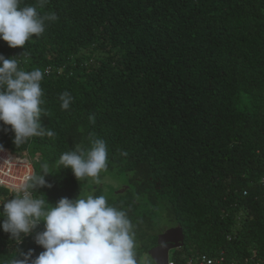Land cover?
Listing matches in <instances>:
<instances>
[{"label":"trees","instance_id":"1","mask_svg":"<svg viewBox=\"0 0 264 264\" xmlns=\"http://www.w3.org/2000/svg\"><path fill=\"white\" fill-rule=\"evenodd\" d=\"M27 4L57 19L24 47L0 39V55L44 73L40 122L55 135L17 149L11 126L0 122V144L49 164L52 187L34 195L53 205L78 198L85 181L56 163L75 146L103 139L108 167L132 173L135 193L147 200L148 211H141L129 192L107 199L133 224L138 264H147L140 258L157 245L151 212H165L184 230L176 264L203 253L229 264H264V0H23L21 6ZM65 91L73 97L67 110ZM0 195L13 198L4 189ZM43 230L41 222L21 251L34 250L33 258L44 251L35 243ZM15 250L0 228V264Z\"/></svg>","mask_w":264,"mask_h":264},{"label":"clouds","instance_id":"2","mask_svg":"<svg viewBox=\"0 0 264 264\" xmlns=\"http://www.w3.org/2000/svg\"><path fill=\"white\" fill-rule=\"evenodd\" d=\"M45 2L38 0L41 5ZM22 3L23 0H0V39L12 48L24 47L33 36L39 37L44 33L47 22L57 19L54 12L41 15L35 4L22 7ZM43 76L40 69L22 70L14 57L0 55V122L11 126L17 149L33 137L46 135L51 138L55 135L40 122L42 114H45L41 107L44 103ZM60 100L61 107L67 110L73 97L65 91ZM5 149L0 144V153ZM14 153L20 155L0 160V170H5L0 189L13 197L8 200L5 195H0V228L10 234L16 245L15 254L8 264H138L133 224L125 211L110 206L103 195H80L75 199L65 197L54 205L49 203L34 195L40 193V188L52 187L46 180L52 175L49 164L29 160L26 152ZM107 155L105 141L94 139L87 149L77 145L62 153L55 168H70L79 180L90 177L99 183L100 174L107 169ZM35 164L39 165V171L35 170ZM41 222L44 230L36 232L35 243L44 251L33 258L34 250L22 252L20 245ZM17 253L21 258H17ZM204 254L189 257L186 264L189 259ZM210 257H223L222 264H229L225 256ZM169 264H176L172 262L171 252Z\"/></svg>","mask_w":264,"mask_h":264},{"label":"rangeland","instance_id":"3","mask_svg":"<svg viewBox=\"0 0 264 264\" xmlns=\"http://www.w3.org/2000/svg\"><path fill=\"white\" fill-rule=\"evenodd\" d=\"M131 178L132 173L118 171L115 167L110 168L108 167L107 163L106 171H103L100 174L99 183H97L95 179L90 177L83 178V180L85 181V188L81 196L86 197L88 195H103L106 197V199H115L120 195V192L126 191L134 196L135 200H137L140 205L141 211H148L146 198L143 195L139 196L135 193L134 184ZM98 189L100 190L97 191ZM151 213L154 217L157 235H160L161 233L178 226L177 223L171 220L165 212H158L157 214L153 212ZM174 252L175 250H171V258L173 257ZM140 260L147 264H153V261L148 254H144L140 258Z\"/></svg>","mask_w":264,"mask_h":264},{"label":"water","instance_id":"4","mask_svg":"<svg viewBox=\"0 0 264 264\" xmlns=\"http://www.w3.org/2000/svg\"><path fill=\"white\" fill-rule=\"evenodd\" d=\"M122 191L120 193H124ZM185 246V233L182 227L172 228L158 236L157 246L148 255L155 264H169L171 250L182 249Z\"/></svg>","mask_w":264,"mask_h":264},{"label":"built area","instance_id":"5","mask_svg":"<svg viewBox=\"0 0 264 264\" xmlns=\"http://www.w3.org/2000/svg\"><path fill=\"white\" fill-rule=\"evenodd\" d=\"M53 71L52 68H47L46 73L51 74ZM5 149V148H4ZM20 153H14L8 149H5L3 153H0V160L7 158L8 156H12L13 158L18 157ZM23 155V154H22ZM26 159H29L27 155H23ZM30 160V159H29ZM5 179V170H0V180ZM224 262V258L213 259L208 255H201L195 259H189L187 264H222Z\"/></svg>","mask_w":264,"mask_h":264},{"label":"flooded vegetation","instance_id":"6","mask_svg":"<svg viewBox=\"0 0 264 264\" xmlns=\"http://www.w3.org/2000/svg\"><path fill=\"white\" fill-rule=\"evenodd\" d=\"M157 246V245H156Z\"/></svg>","mask_w":264,"mask_h":264}]
</instances>
